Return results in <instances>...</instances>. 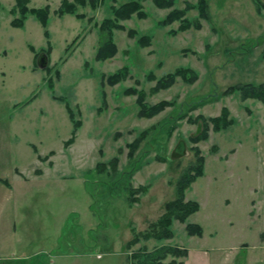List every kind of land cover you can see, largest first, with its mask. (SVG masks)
<instances>
[{"label": "rangeland", "instance_id": "rangeland-1", "mask_svg": "<svg viewBox=\"0 0 264 264\" xmlns=\"http://www.w3.org/2000/svg\"><path fill=\"white\" fill-rule=\"evenodd\" d=\"M28 1V8H49V39L32 15L23 28L11 27L15 0H0V182L11 187L0 183V264H129L138 249L161 246L187 250L178 264H264V106L238 91L223 94L264 84V12L254 0H209L210 21L183 32L179 22L158 24L196 0H175L171 9L142 2L146 17L120 23L124 30L112 32L117 53L104 62L95 60L98 25L125 0L77 7L83 20L54 15L62 0ZM196 16L192 10L184 18ZM121 69L127 75L109 85ZM178 69L196 80L178 76L154 91ZM130 89L142 92L148 107L170 105L152 118L138 116ZM64 103L81 123L67 147L73 126ZM223 109L234 124L215 132L208 123V139L193 141L204 129L200 118ZM143 133L130 159L127 145ZM195 149L204 175L185 189L184 201L200 206L187 223L198 224L202 236L172 221L171 239L141 238L125 248L174 199ZM113 158L116 174L96 171ZM140 186L147 191L131 205L128 190Z\"/></svg>", "mask_w": 264, "mask_h": 264}, {"label": "trees", "instance_id": "trees-1", "mask_svg": "<svg viewBox=\"0 0 264 264\" xmlns=\"http://www.w3.org/2000/svg\"><path fill=\"white\" fill-rule=\"evenodd\" d=\"M148 0H125L119 7H110L111 17L102 20L98 25V31L101 36V40L98 44L95 53V60L98 62H104L113 58V56L117 53L116 45H114L113 41V33L114 31L124 30L123 26L120 24L123 21L130 20L133 16L138 17L139 19H143L146 17L145 12L142 8V2ZM154 4V7L158 9H171L175 5V0H151ZM28 0H15V4L13 8L10 10L11 15H16L14 19L10 21V26L14 28H23L25 20L28 15L34 16V18L39 22L41 27L44 29V36L49 39L50 34L47 31V26L49 24V8L46 6L41 9H31L28 8ZM98 0H62L59 8L54 11V15L61 18L65 15L74 16L78 20H83L85 16L81 13L77 12V7H86L89 5L91 9H95L97 7ZM256 6V12L261 13L264 12V2L261 3L260 0H254ZM209 0H196L195 3L186 2L182 9H173L171 10L163 20L159 22V26L164 28L168 25H171L175 22H179V28L181 32L187 31L192 28L194 30H200L202 28L201 21H210V13H209ZM196 10L197 11V19L188 20L186 14L189 11ZM90 22L92 19H88ZM129 36H134L135 33L132 31L128 32ZM140 44L143 46H148L150 42L149 37H143L139 40ZM49 45V43H48ZM31 51H34L32 46L29 47ZM188 70H176L173 74L167 75L163 80L158 81L157 86L154 91L158 89H166L170 87L175 77L180 76L181 78H185L187 82H194L196 77L194 74L190 73ZM56 77H59V72H55ZM127 75L126 69H121L116 74L108 77L109 85L113 86L120 82ZM48 88L53 89V83L50 81L48 83ZM238 91L241 94L242 100L253 99L261 102L264 106V84L254 85L247 84L241 86H231L223 93L224 95ZM129 95H137L136 104L139 105V114L138 116L145 118H152L157 114L161 113L169 103L160 102L154 106L148 107L143 103V93L135 91L134 89H130ZM54 100L61 101L59 98L53 97ZM64 107L66 112L68 113L69 119L72 123L73 129L71 133V138L65 141L64 146H69L73 144L74 137L76 135L77 130L80 128V121L75 120V113L71 109L69 103H64ZM202 121V125H204V129L199 136H196L193 141L207 140L208 139V123L212 124L213 130L215 132L220 130H225L232 126L234 123L233 119H228V112L226 109L221 111V115L215 118L205 119L203 117L200 118ZM146 133L141 134V136L129 145H127L128 157L133 158L134 151H137L140 141L145 136ZM196 162L189 166L179 177L175 186V196L171 201L167 202L164 206V212L162 215L154 222L149 224L148 229L142 232L141 234H133V238L126 244L127 249H130L131 246L136 245L140 239L148 240L155 239L157 241L168 240L173 237V232L171 230L172 221H176L180 224L185 225V230L189 236H202V228L198 224L187 223V219L194 213H196L200 206L196 202L193 201H184V191L189 184H192L197 178L202 177L204 175V159L200 155V151L195 149ZM118 159L113 158L108 163H98L96 165V171L98 173H104L107 168H109L110 172L116 174L117 172ZM145 193L147 191L146 186H140L139 189L133 190L129 189V198L128 202L132 205L137 202L136 194L141 192ZM188 252L186 249H180L172 246H161L159 248L154 249L153 251H147L145 249H138L136 252H133L128 257L129 264H178L177 259L184 258L187 256ZM168 258H171L170 261L165 262ZM182 264V263H179Z\"/></svg>", "mask_w": 264, "mask_h": 264}, {"label": "crops", "instance_id": "crops-1", "mask_svg": "<svg viewBox=\"0 0 264 264\" xmlns=\"http://www.w3.org/2000/svg\"><path fill=\"white\" fill-rule=\"evenodd\" d=\"M0 183H2L3 185H5L3 182H0ZM9 186H10V185H9ZM9 186L5 185V187L11 189V187H9ZM11 227H12V225H11Z\"/></svg>", "mask_w": 264, "mask_h": 264}, {"label": "water", "instance_id": "water-1", "mask_svg": "<svg viewBox=\"0 0 264 264\" xmlns=\"http://www.w3.org/2000/svg\"><path fill=\"white\" fill-rule=\"evenodd\" d=\"M42 68V65H39Z\"/></svg>", "mask_w": 264, "mask_h": 264}]
</instances>
